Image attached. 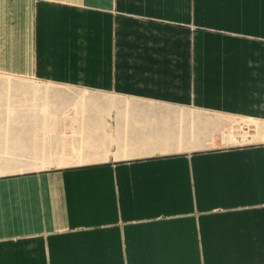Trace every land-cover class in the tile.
<instances>
[{"label": "crops", "instance_id": "obj_1", "mask_svg": "<svg viewBox=\"0 0 264 264\" xmlns=\"http://www.w3.org/2000/svg\"><path fill=\"white\" fill-rule=\"evenodd\" d=\"M0 71L78 93L0 264H264V0H0Z\"/></svg>", "mask_w": 264, "mask_h": 264}, {"label": "rangeland", "instance_id": "obj_2", "mask_svg": "<svg viewBox=\"0 0 264 264\" xmlns=\"http://www.w3.org/2000/svg\"><path fill=\"white\" fill-rule=\"evenodd\" d=\"M73 95L78 93L68 86L43 82L32 75L0 71V146L5 151L1 155H8L9 146H15V154H10L17 162L41 163L39 159L48 157L42 152L44 143L51 151L56 150V134L62 128L61 115L70 113L72 108L78 112L77 105L59 104V101H69ZM44 106L50 114L44 113ZM70 124L71 121L64 120L63 128ZM52 128L56 130L51 132ZM233 133L236 131L232 130L229 135Z\"/></svg>", "mask_w": 264, "mask_h": 264}]
</instances>
